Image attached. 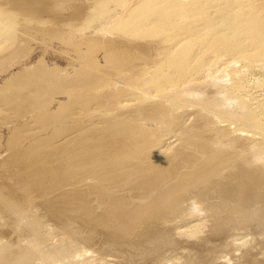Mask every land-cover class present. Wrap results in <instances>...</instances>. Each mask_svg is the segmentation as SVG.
<instances>
[{
  "label": "bare ground",
  "instance_id": "6f19581e",
  "mask_svg": "<svg viewBox=\"0 0 264 264\" xmlns=\"http://www.w3.org/2000/svg\"><path fill=\"white\" fill-rule=\"evenodd\" d=\"M0 264H264V0H0Z\"/></svg>",
  "mask_w": 264,
  "mask_h": 264
},
{
  "label": "rangeland",
  "instance_id": "374dc122",
  "mask_svg": "<svg viewBox=\"0 0 264 264\" xmlns=\"http://www.w3.org/2000/svg\"><path fill=\"white\" fill-rule=\"evenodd\" d=\"M107 253H109V254H110L111 252H107Z\"/></svg>",
  "mask_w": 264,
  "mask_h": 264
}]
</instances>
